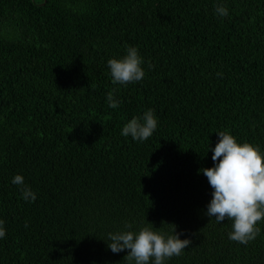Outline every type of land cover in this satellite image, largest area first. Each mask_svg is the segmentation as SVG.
<instances>
[{"label":"trees","instance_id":"1","mask_svg":"<svg viewBox=\"0 0 264 264\" xmlns=\"http://www.w3.org/2000/svg\"><path fill=\"white\" fill-rule=\"evenodd\" d=\"M125 46L145 76L113 85ZM222 131L264 155V0H0V264H128L109 233L168 225L191 244L164 264H264V220L242 245L206 215Z\"/></svg>","mask_w":264,"mask_h":264},{"label":"clouds","instance_id":"2","mask_svg":"<svg viewBox=\"0 0 264 264\" xmlns=\"http://www.w3.org/2000/svg\"><path fill=\"white\" fill-rule=\"evenodd\" d=\"M215 12L221 17L228 15L227 8L223 6H217ZM125 47L127 54L123 58L107 61L113 85L139 82L145 76L137 48ZM115 91L113 89L107 94L108 106L112 109L119 107V101L113 95ZM156 128L157 120L153 110L149 109L142 117H133L126 123L121 135L143 142L152 136ZM217 136L218 142L211 149L214 166L199 169L197 173H202L207 178L213 190L206 215L214 217L218 224L226 219L232 221L229 240L247 245L260 234V228L256 225L264 220V155L258 147L249 143L238 144L226 131L218 132ZM11 183L20 188L25 201H35L36 194L24 184L22 176H14ZM3 224L0 220V238H4L6 234ZM168 226L171 227L172 234L167 236L147 226L142 227L138 233H109L107 247L114 254L127 250L124 260L128 264H164L165 260L181 255L191 244L190 240L179 238L181 234L176 233L174 225ZM131 227V224H125V228Z\"/></svg>","mask_w":264,"mask_h":264}]
</instances>
